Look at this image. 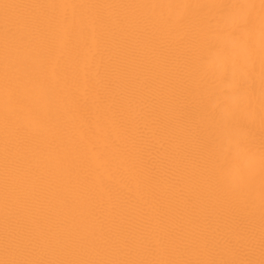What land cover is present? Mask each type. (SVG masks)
I'll list each match as a JSON object with an SVG mask.
<instances>
[{
  "label": "snow or ice",
  "instance_id": "obj_1",
  "mask_svg": "<svg viewBox=\"0 0 264 264\" xmlns=\"http://www.w3.org/2000/svg\"><path fill=\"white\" fill-rule=\"evenodd\" d=\"M0 264H264V0H0Z\"/></svg>",
  "mask_w": 264,
  "mask_h": 264
},
{
  "label": "bare ground",
  "instance_id": "obj_2",
  "mask_svg": "<svg viewBox=\"0 0 264 264\" xmlns=\"http://www.w3.org/2000/svg\"><path fill=\"white\" fill-rule=\"evenodd\" d=\"M46 2H53V0H46ZM55 2H63V0H55ZM68 2L149 3L160 2V0H68ZM192 2H207V0H192Z\"/></svg>",
  "mask_w": 264,
  "mask_h": 264
}]
</instances>
